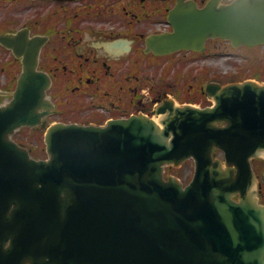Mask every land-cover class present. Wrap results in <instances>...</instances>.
Masks as SVG:
<instances>
[{
  "label": "water",
  "instance_id": "95a60500",
  "mask_svg": "<svg viewBox=\"0 0 264 264\" xmlns=\"http://www.w3.org/2000/svg\"><path fill=\"white\" fill-rule=\"evenodd\" d=\"M221 1L178 0L174 31L148 36V49L202 50L214 37L264 44V0ZM0 43L23 57L12 98L0 105V264H264V204L248 175L264 154V83L209 82L214 106L170 100L154 110L159 121L55 123L45 135L49 158L36 160L12 135L45 127L54 107L51 78L38 70L44 37L23 28ZM190 157L189 185L165 178V165Z\"/></svg>",
  "mask_w": 264,
  "mask_h": 264
},
{
  "label": "flooded vegetation",
  "instance_id": "af4514ba",
  "mask_svg": "<svg viewBox=\"0 0 264 264\" xmlns=\"http://www.w3.org/2000/svg\"><path fill=\"white\" fill-rule=\"evenodd\" d=\"M9 1L17 11H22L26 0ZM45 2L40 19L31 18L22 24L31 29L32 35L48 36L41 52L40 68L53 77V97L65 102L78 115H88L95 109H102L111 117L149 113L163 101L166 93L178 89L179 77L193 73L180 70L167 77L160 78L161 75L170 67L183 66L187 58L203 55L187 50L164 56L146 52L147 33L140 27L131 28L128 19L111 27L89 22L92 14H83L73 6L79 0ZM13 24L11 22L9 27ZM3 25L0 21V26ZM170 28V25L152 28L148 33L165 32ZM5 29L0 27V30ZM128 39L132 40L130 45ZM15 64L21 65V60ZM197 69L200 71L199 67ZM203 73L196 75L202 78ZM170 80L174 81L168 82ZM184 81L188 80L180 81L181 90H185ZM253 169L260 202L264 203V158L253 160Z\"/></svg>",
  "mask_w": 264,
  "mask_h": 264
},
{
  "label": "rangeland",
  "instance_id": "374dc122",
  "mask_svg": "<svg viewBox=\"0 0 264 264\" xmlns=\"http://www.w3.org/2000/svg\"><path fill=\"white\" fill-rule=\"evenodd\" d=\"M174 2L175 0H83L80 5L84 4L89 9L91 6H94L91 7L94 9V11L92 12V17L90 18V20H88L89 22L93 21L94 23H103L105 25H110L111 27L114 25H119V20L122 18V16L120 15V11L117 12V10L119 8H122L124 9V16L129 15V19L131 20V24H129L130 27H142L140 29H143L146 33H148L152 30V28H157L161 26L165 27L167 25L168 22L166 19V15L161 13H164V10L166 12L168 7H172L174 5ZM50 3L51 5H54V2ZM24 4L25 6L23 7L22 11H17L11 4V1L4 0L0 2V21L5 18H9L11 21H15L12 26H17V20L18 22H23L27 19L35 18L37 15L38 17L36 19L41 18L42 10L44 8L43 0H26ZM72 4L73 3H71L70 5ZM100 5L103 6L102 8L111 9L112 12H107L106 16L104 17H101L100 15H98V17H94L93 13H96L97 10L101 8ZM73 6H78V4H73ZM134 14H138L142 18L139 19V17H132ZM131 18H133V20ZM137 22L139 23L136 24ZM209 48H211V53H209V55L207 56L208 58L200 60L187 58V61L183 66H180L179 64L178 68L170 67L167 70V73L162 74L160 78L167 77L172 73L177 74V71L180 70L182 73L192 72V76H182L179 77V80L181 81L182 79H192L197 85L201 80V77H198L197 75L202 73L197 68L198 66L200 67L204 62H206V64L208 65L203 66L210 67V71L208 73H203V76L207 75L205 79H215V77L212 76L218 73L221 74V77L224 80H231L234 78H246L252 76V73H261V76L264 77V46L252 50L242 49L236 51L232 50L227 43L219 47L212 43L211 46L209 45ZM10 57L11 56L9 52H5L0 48L1 66L6 65L9 61L7 59H9ZM237 62L241 65L240 68H238ZM158 72H161V69ZM197 72H199V74H197ZM7 76L8 75L4 76V73H0V82L5 81ZM150 78L153 79V73H150ZM172 81L174 80H170L168 82ZM172 85L174 84H171V86ZM183 86L186 89H189L191 87L188 82H185ZM62 109H64L63 106ZM18 137L22 142L28 144V146L34 147V152L41 153L38 148L42 149L44 143H42V135L40 133H36V131L30 132L28 129H23L21 135H18ZM35 146H37L38 148ZM180 170V173L182 174V179L189 180L193 173V164L191 162H187V164H185V166H183Z\"/></svg>",
  "mask_w": 264,
  "mask_h": 264
},
{
  "label": "trees",
  "instance_id": "16d2710c",
  "mask_svg": "<svg viewBox=\"0 0 264 264\" xmlns=\"http://www.w3.org/2000/svg\"><path fill=\"white\" fill-rule=\"evenodd\" d=\"M261 75H262L261 73L256 74L257 77H259V78H264V77H262Z\"/></svg>",
  "mask_w": 264,
  "mask_h": 264
},
{
  "label": "bare ground",
  "instance_id": "6f19581e",
  "mask_svg": "<svg viewBox=\"0 0 264 264\" xmlns=\"http://www.w3.org/2000/svg\"><path fill=\"white\" fill-rule=\"evenodd\" d=\"M156 119H158V117H156Z\"/></svg>",
  "mask_w": 264,
  "mask_h": 264
}]
</instances>
